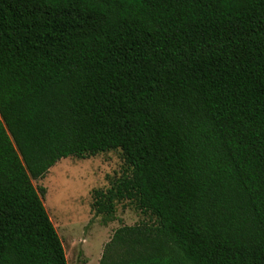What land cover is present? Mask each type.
Here are the masks:
<instances>
[{
	"label": "trees",
	"instance_id": "trees-1",
	"mask_svg": "<svg viewBox=\"0 0 264 264\" xmlns=\"http://www.w3.org/2000/svg\"><path fill=\"white\" fill-rule=\"evenodd\" d=\"M118 149L96 264H264V0H0V264H66L33 179Z\"/></svg>",
	"mask_w": 264,
	"mask_h": 264
},
{
	"label": "rangeland",
	"instance_id": "rangeland-1",
	"mask_svg": "<svg viewBox=\"0 0 264 264\" xmlns=\"http://www.w3.org/2000/svg\"><path fill=\"white\" fill-rule=\"evenodd\" d=\"M124 168L120 150L113 149L86 158H60L32 180L35 187H44L42 204L61 241L66 264H96L116 227L150 222L127 200L115 203L111 219L93 214L92 190L108 188Z\"/></svg>",
	"mask_w": 264,
	"mask_h": 264
}]
</instances>
